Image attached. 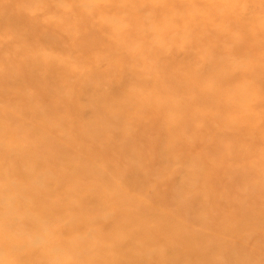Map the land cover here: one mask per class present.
Segmentation results:
<instances>
[{
    "label": "rangeland",
    "instance_id": "obj_1",
    "mask_svg": "<svg viewBox=\"0 0 264 264\" xmlns=\"http://www.w3.org/2000/svg\"><path fill=\"white\" fill-rule=\"evenodd\" d=\"M0 264H264V0H0Z\"/></svg>",
    "mask_w": 264,
    "mask_h": 264
}]
</instances>
